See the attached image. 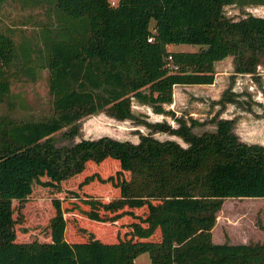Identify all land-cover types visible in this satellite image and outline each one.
Returning a JSON list of instances; mask_svg holds the SVG:
<instances>
[{"label":"trees","instance_id":"obj_1","mask_svg":"<svg viewBox=\"0 0 264 264\" xmlns=\"http://www.w3.org/2000/svg\"><path fill=\"white\" fill-rule=\"evenodd\" d=\"M23 1L52 4L54 30L43 31L36 57L30 41H22L21 58L0 31V100L12 77L47 68L53 113L0 122V264H134L144 251L151 264H264V239L212 240L225 198L264 197V145L240 139L234 118H217L214 130L201 133L193 130L195 118L174 116L177 126L143 120L153 131L180 136L185 146L153 131L138 142L106 135L72 145L52 140L68 125L72 137L78 120L101 108L136 118L132 96L173 114L163 106L173 99V85L213 82L215 62L227 55L234 72L255 76L264 57V15L236 18L224 6L264 0ZM178 43L198 48L168 49ZM169 54L176 69L167 65ZM227 92L220 102L235 101ZM108 163L115 164L113 173L105 171ZM30 197L50 199L55 209L49 239H29L15 228L23 213L14 216L12 200ZM65 198L88 206L78 220L93 236L65 231Z\"/></svg>","mask_w":264,"mask_h":264},{"label":"rangeland","instance_id":"obj_2","mask_svg":"<svg viewBox=\"0 0 264 264\" xmlns=\"http://www.w3.org/2000/svg\"><path fill=\"white\" fill-rule=\"evenodd\" d=\"M109 1L111 5H116L118 0ZM224 12L236 18L242 17L247 13L264 15V4H228L224 6ZM54 25L53 6L47 2L31 4L29 1L24 2L23 0H6L2 5L0 31L12 37L19 58H21L19 56L21 54L19 45L22 41H30L33 57L40 55L43 52V31L45 29L53 31ZM152 25L153 21H151V27ZM177 45V47L172 46L171 48L169 45L168 49L195 50L198 48V45L188 43H178ZM14 62L15 64L17 63L16 58ZM259 64L260 68L258 70L257 66V72L261 71L262 74L257 73L255 76H252L249 73H236L234 72L233 56L227 55L223 60L216 62L217 70L224 71L221 72L223 73V78H220L223 83V88L222 86L216 85V89H212L213 91L210 92L206 86L193 85L182 89L179 86H175V107L178 109V113L174 111L173 114L170 112H155L149 103L140 101L132 96L130 103L131 110L136 118L119 119L109 114L105 108H101L94 113L82 116L77 122V133L72 137H69L65 133L69 125L55 132L52 135L53 143L56 146L72 145L81 139H96L104 135L120 140L128 139L132 142H138L140 134H147L153 131L143 120L151 122L165 120L170 125L177 126L178 123L174 116H183L188 122H190L191 118L197 119L200 123L193 127V130L197 133H201L204 130H214L216 125L215 120L219 114L214 112L215 103H218L220 109L233 105L234 107H238L237 109L245 111L256 110L260 113V116L257 118L264 120V106H254V103L257 101H260L258 102L260 104L264 103V57ZM48 78L49 71L47 68L38 70L36 68L34 75L28 76L22 74L20 78L12 77L11 80H13L8 93L0 100V122L8 119L19 121L41 119L51 116L53 107ZM250 84L253 86H249ZM225 90L228 91L227 93L232 91V96L236 98L235 101L220 102L219 99ZM179 95L182 96L180 99H178ZM212 95H215L216 98H212ZM164 108L167 109L165 106ZM190 109H193L197 113L196 116H186ZM234 119L236 123L237 116H234ZM234 127H236L235 124ZM152 133L157 138H171L184 146L187 145L176 134L160 130L153 131ZM108 164V166H104L106 167L105 171L113 173L116 168L115 164ZM12 201L14 216H17L19 212L23 213V216L15 223L18 234H23L24 237L29 239H49L50 217L55 212L50 199H34L30 197L22 201L18 199H13ZM230 203L236 205V209L231 214L234 215L232 217L234 220L233 223H237L238 219L243 217L251 223L254 221L256 225L262 223L264 225V197L245 196L236 198L234 202L230 200ZM61 205L63 216L66 218L65 231H67L68 235L72 236L74 233L76 235V233L81 232L82 236L80 237L86 238L93 236L89 231L81 228L79 224L78 219H80L82 214L80 208H88L84 202L78 198H65L62 200ZM75 205L80 207L74 208ZM66 209L70 211H66ZM220 216L223 219L227 215L223 216L220 213ZM127 219L126 221H129L130 218ZM126 221L123 220L120 226H127ZM236 227V233L238 234L240 232L239 224H236ZM87 232L90 234L87 235ZM220 234L221 231H216L217 236ZM134 264H151L148 252L144 251L139 253L134 259Z\"/></svg>","mask_w":264,"mask_h":264},{"label":"crops","instance_id":"obj_3","mask_svg":"<svg viewBox=\"0 0 264 264\" xmlns=\"http://www.w3.org/2000/svg\"><path fill=\"white\" fill-rule=\"evenodd\" d=\"M169 46V45H168ZM172 46L177 47V44H171L170 48ZM173 50H182V49H173ZM225 58V57H224ZM224 58L217 60L221 61ZM216 62H215V76L214 80L211 83H190V84H174L173 85V99L170 103H165V107L168 110L174 111L178 113V109L176 106V98H175V86H179L182 88L188 87V86H206L212 92V89H216V85L222 86L223 83L221 82L220 78H223L224 71H218L216 68ZM260 68V64L258 65V70ZM257 73L262 74L261 71H258ZM247 74V73H244ZM221 83V84H220ZM253 86V85H249ZM221 88V87H219ZM236 90V89H234ZM211 94V93H210ZM182 96H178V99H180ZM212 98H216L215 95H212ZM260 101H257L254 103V106H264V103H258ZM214 112L219 113L217 118H234V116H237V122L234 124L236 127H234V131L238 134L240 139L246 141V142H256L264 145V120L259 117L260 113L256 110H241L237 109L238 107H234L233 105L225 106L224 108L220 109L218 103L214 104ZM196 112L193 111V109H190L189 113L186 114V116H196ZM208 124V123H207ZM216 128V125H215ZM242 198V197H227L223 200L222 205L220 209L216 212V219L214 222V225L212 226L211 232H212V240L217 243L228 241L230 243H249L250 241H262L264 238V225L262 224H255L253 221L252 223L250 221H246L247 219L241 218L238 219L237 223H233V211L236 209V205L234 203H230V200L234 202L235 199ZM260 209V208H259ZM220 213L227 216H224L223 219L220 216ZM263 213V212H262ZM236 215V214H235ZM221 219V220H220ZM236 224H239V233H236ZM216 231H221V234L219 236L216 235Z\"/></svg>","mask_w":264,"mask_h":264},{"label":"built area","instance_id":"obj_4","mask_svg":"<svg viewBox=\"0 0 264 264\" xmlns=\"http://www.w3.org/2000/svg\"><path fill=\"white\" fill-rule=\"evenodd\" d=\"M148 39L149 40H152L153 39V36L152 35H150L149 37H148ZM171 55L169 54L168 56H167V60H168V62H167V65L169 66V67H171L172 69H176L178 66L175 64V63H173V62H171Z\"/></svg>","mask_w":264,"mask_h":264}]
</instances>
